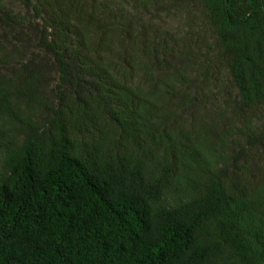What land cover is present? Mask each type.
Listing matches in <instances>:
<instances>
[{"label": "trees", "instance_id": "16d2710c", "mask_svg": "<svg viewBox=\"0 0 264 264\" xmlns=\"http://www.w3.org/2000/svg\"><path fill=\"white\" fill-rule=\"evenodd\" d=\"M21 4L0 264H264V0Z\"/></svg>", "mask_w": 264, "mask_h": 264}, {"label": "rangeland", "instance_id": "374dc122", "mask_svg": "<svg viewBox=\"0 0 264 264\" xmlns=\"http://www.w3.org/2000/svg\"><path fill=\"white\" fill-rule=\"evenodd\" d=\"M7 4H10L11 5V7L14 9V10H16V11H22V10H25L24 9V6L21 4V0H7ZM32 12V11H31ZM179 20H180V22H183V19H176V20H171V25H173L174 26V28L176 27V22H179ZM167 21H168V19H167ZM173 21V22H172ZM166 27H168V26H166ZM179 28V27H178ZM180 29V28H179ZM179 30L177 29V31H175V32H172V33H176V32H178ZM227 84H228V81H227V79H226V76H225V73L223 72L222 73V75H221V77H220V86H221V88L222 89H224V87L226 88V86H227ZM223 95L225 94V92L224 93H222ZM215 102V101H214ZM218 102V101H217Z\"/></svg>", "mask_w": 264, "mask_h": 264}]
</instances>
